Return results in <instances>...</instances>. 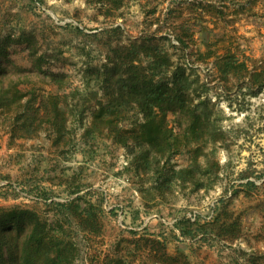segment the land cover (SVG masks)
I'll return each instance as SVG.
<instances>
[{"label": "rangeland", "instance_id": "rangeland-1", "mask_svg": "<svg viewBox=\"0 0 264 264\" xmlns=\"http://www.w3.org/2000/svg\"><path fill=\"white\" fill-rule=\"evenodd\" d=\"M207 2L127 0L112 16L84 0H45L38 7L31 0H0V38L9 44L1 59L5 87L16 83L24 92H55L57 86L45 76L53 73L62 74L66 84L86 88L90 67L120 59L131 43L141 41L161 43L174 63L193 67L192 77L198 79L192 109L206 117L209 133L190 145L184 140L188 113L168 114L182 148L168 159L165 173L170 179L172 169L188 165L186 147L200 146L209 167L218 161L219 168L202 177L197 191L171 179L163 197L153 189L155 163L144 170L105 131L88 133L95 100L81 124L69 113L68 132L57 145L47 125L31 138L11 139V115L0 112V208L36 211L70 243L71 264H164L160 233L167 237L168 253H182L190 264H250L240 250L254 257L264 253V86L257 87L264 82V0ZM197 9L213 18L196 16ZM116 26L121 31L113 32ZM20 34L28 41H20ZM227 53L246 68L224 79L215 62ZM95 84L91 81L93 91ZM140 119L131 108L119 124L121 132L130 133ZM199 159L204 164L206 157ZM78 197L73 205L95 207L98 232L83 230L76 206L67 207ZM220 201L241 223L236 240L184 238L174 228L183 216L209 220ZM184 262L180 256L165 264Z\"/></svg>", "mask_w": 264, "mask_h": 264}, {"label": "trees", "instance_id": "trees-1", "mask_svg": "<svg viewBox=\"0 0 264 264\" xmlns=\"http://www.w3.org/2000/svg\"><path fill=\"white\" fill-rule=\"evenodd\" d=\"M31 1L36 7L45 4V0ZM84 1L102 15L112 16L127 2ZM112 31L119 32L121 28L116 26ZM22 39L28 41L20 34L19 40ZM125 50L127 53L124 56L122 54L118 60L90 67L85 75L88 78L86 88L83 89L64 83L62 74L53 73L44 74L57 86V90L42 95L31 89L24 92L16 83L5 87L0 80V112L11 115L10 138H31L38 134L43 125H47L52 142L57 145L68 132L69 113H74L76 121L81 124L87 108L95 100L96 110L92 113L88 133L96 129L105 131L113 142L125 148L134 158L135 164L144 170L148 169L149 165L151 168L152 163H155L156 167L152 173L153 183L155 182L153 189L157 190L161 197L164 196L166 188L170 187L171 179L184 188L190 185L192 190H199L203 187L202 177L214 168H219L218 161L214 162L213 168L212 165L209 167L210 161L200 146L185 148L190 153L187 166L172 169L170 179L165 173L168 159L182 148L175 128L169 125L168 114L175 115L179 111L188 113L184 140L190 145L192 142L198 145L208 132L204 131L207 125L206 117L192 109L193 85L198 80L192 77L191 71L194 68L174 63L161 43L133 42ZM8 51L9 44L0 38V74L3 72L1 59L8 55ZM29 54L35 58L33 51L30 50ZM215 66L224 79L234 74L237 68H246L244 64H238L237 58L231 53L217 57ZM91 81L98 86L95 91L90 88ZM263 86L264 82L257 85L258 90ZM99 90L102 98L98 96ZM131 108L138 111L141 119L130 133L125 134L121 132L119 124ZM201 155L206 157L204 164L199 161ZM162 177L164 179L160 181ZM77 199L79 197L73 199L67 207L76 206L73 212L83 230L98 232L100 226L95 207L92 204L84 208L73 205ZM220 204L221 206L214 208L209 220H203L200 215L194 219L183 216L175 221L174 228L184 238L200 236L201 241L213 239L215 242L236 240L242 231L241 223L232 214H228L224 201H220ZM160 226H164L161 221ZM160 234L157 242L160 245L158 251H162L161 263H173L182 256L184 263L190 264L182 253L175 256L169 254L167 237L164 233ZM174 237L180 240L179 236ZM176 250L179 251L178 248ZM240 253L248 258L250 264H264V253H258L256 257V253L242 250ZM73 258L70 243L53 233L48 223L36 211L20 207L0 208V264H71Z\"/></svg>", "mask_w": 264, "mask_h": 264}, {"label": "crops", "instance_id": "crops-1", "mask_svg": "<svg viewBox=\"0 0 264 264\" xmlns=\"http://www.w3.org/2000/svg\"><path fill=\"white\" fill-rule=\"evenodd\" d=\"M216 1L217 0H208L207 3H209V4H212V3L213 4H216ZM210 7H212V6H210ZM196 16H199L200 18H202V17H204V18H213L211 15L205 14V12L203 10H200V9H197ZM196 21H200L199 18H197Z\"/></svg>", "mask_w": 264, "mask_h": 264}, {"label": "built area", "instance_id": "built-area-1", "mask_svg": "<svg viewBox=\"0 0 264 264\" xmlns=\"http://www.w3.org/2000/svg\"><path fill=\"white\" fill-rule=\"evenodd\" d=\"M193 219V218H192Z\"/></svg>", "mask_w": 264, "mask_h": 264}]
</instances>
